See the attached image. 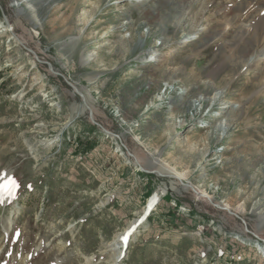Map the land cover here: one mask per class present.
I'll return each mask as SVG.
<instances>
[{
  "label": "rangeland",
  "instance_id": "obj_1",
  "mask_svg": "<svg viewBox=\"0 0 264 264\" xmlns=\"http://www.w3.org/2000/svg\"><path fill=\"white\" fill-rule=\"evenodd\" d=\"M0 6L21 42L84 92L95 120L146 169L156 158L184 172L264 240V0ZM92 125L0 14V177L15 184L0 193V264H264L263 244L238 218L171 189L168 173L137 170ZM86 141L92 149L77 151Z\"/></svg>",
  "mask_w": 264,
  "mask_h": 264
},
{
  "label": "water",
  "instance_id": "obj_2",
  "mask_svg": "<svg viewBox=\"0 0 264 264\" xmlns=\"http://www.w3.org/2000/svg\"><path fill=\"white\" fill-rule=\"evenodd\" d=\"M0 14H1V18H2V24L5 25V29L10 33V35L13 37V39H15V40L21 45V47H22L25 51H27L28 53H30V54L33 56V58H34V60H35L36 62L46 64L47 67H48V70H49L51 73H53V74H55V75H59V76H61V77L64 79V81L66 82V84L72 89L73 94H75V95H77V96L79 97V99H80V103H81V104L83 105V107H84V111L87 112L88 120H89L93 125H95L96 127H98V128L103 132L104 135H106V136H111V137L116 138V139L119 141L120 146L126 151L127 155H128L129 157H131V158L134 159V163H135V165H138V166H139V170H140L141 172L155 174V175H157V176H159V177H169V176H167V175L162 174L161 172H159V171H157V170H154V169H153V170H148V169H145V168L141 167V165L139 164V162H138V161L136 160V158L134 157L133 153H131V152L127 149V147L122 143V141H121L119 135H118V134H115V133H113V132H111V131H109V130H107L105 127H103L99 122H97V121L95 120L94 115H93V110H92L91 106L87 103L86 97H85L84 93L81 91V89H79V88L76 87L74 84H72L69 80H67V78H66L61 72H59V71H57L56 69H54V67L52 66L51 63H49V62H47V61H42V60H40V59L38 58L37 54L35 53V51H33L31 48L25 46V45L21 42V40H20V39H19V38L13 33L12 28H11V25H10L9 20H8V17H7L6 14L3 12L1 6H0ZM152 162H153V161H152ZM178 179H179V178H178ZM179 180H180V183H181V184H184V185H186L187 187H189L193 193H198V192H199L198 189H197L195 186H193L190 182H188V181L185 182V181H182L181 179H179ZM208 199H209V203H211V204L213 205V207H216L217 209H225V210H227L229 213H232L233 215H235L236 218H238V219L242 222V224H243L244 227H245V230H246L247 232H249L251 235H253V236H255L256 238H258L253 232L247 230L246 223H245L244 219H242L240 216H238L237 214H235L233 211H231V209H229V208L226 207L225 205H221V203H217V202H211L212 199H210V198H208ZM258 239H259V240L261 241V243L263 244V245L261 246V249H263V248H264V240H263V239H260V238H258Z\"/></svg>",
  "mask_w": 264,
  "mask_h": 264
},
{
  "label": "bare ground",
  "instance_id": "obj_3",
  "mask_svg": "<svg viewBox=\"0 0 264 264\" xmlns=\"http://www.w3.org/2000/svg\"><path fill=\"white\" fill-rule=\"evenodd\" d=\"M238 6H236V8H237ZM237 14H239V12L237 13ZM261 16H264V13H263V15H261L260 14V17ZM258 19H259V17H258ZM153 23V22H152ZM257 24L258 25H260V24H264V17L262 18L261 17V19H260V21H258L257 22ZM93 54H94V52L93 51H89V54H88V56H85V55H82V58H83V60H84V63H87L88 62V60L93 56ZM83 92V91H82ZM84 93V92H83ZM86 97V96H85ZM202 98H200V97H198V98H196V100H194V102H196V101H198V103L200 104V105H203L204 104V102L206 101V99L203 97V96H201ZM86 100H87V98H86ZM87 103H88V100H87ZM89 104V103H88ZM93 110V109H92ZM45 143V142H44ZM223 149V148H222ZM217 153H218V151H217ZM220 154V153H219ZM134 155V154H133ZM211 156V155H210ZM134 157L136 158V160L139 162V164L141 165V167H143V168H145L143 165H142V163H141V161H140V159L139 158H137L135 155H134ZM215 157V156H214ZM133 159V158H132ZM220 159V158H219ZM154 160H156L157 162H153L152 163V166L149 168V170H157L158 171V169H159V171H161V172H165V173H168V174H170L172 177H174V179L171 177L169 180V187L171 188V189H176V186L177 185H179L180 187H181V190L183 189L184 191H188V190H190L191 191V189L188 187H185V186H182L181 185V183H180V180L179 179H181L182 181H185L186 179H187V176H186V174L183 172H179V171H177L173 166H171V165H169L168 163H166V162H164V161H161V160H157L156 158H154ZM133 161H134V159H133ZM132 163V162H131ZM136 166V168H137V170H139V166L138 165H135ZM146 169V168H145ZM140 171V170H139ZM169 176V175H168ZM179 178V179H178ZM7 179H6V177H0V189H1V191H0V193L2 192V190H3V192H6L7 190H8V186H7ZM167 185H164V186H162V187H160L159 188V192L156 194L155 193V195L150 199V200H148V203H147V207H148V209H147V211L149 210V207L151 206V205H153L154 203H156L157 201H158V199H159V196L160 195H162V194H164L165 193V191H166V189H167ZM198 189V188H197ZM198 193H194V195H195V197L196 198H202V199H204L203 197H201V196H203L204 195V197L207 199V201L209 202V199L208 198H210L211 199V197L210 196H208L207 195V193L206 192H204V191H202V190H200V189H198ZM2 192V193H3ZM7 193V192H6ZM167 193V192H166ZM2 196V195H1ZM211 202H212V200H211ZM226 206H228L227 204H225ZM146 207V208H147ZM228 208L229 209H232V208H230L229 206H228ZM225 210V209H224ZM146 211V212H147ZM227 211V210H226ZM231 211H233V210H231ZM145 212V213H146ZM228 212V211H227ZM235 214H237L238 215V213L237 212H235V211H233ZM144 213V212H143ZM231 215H233L232 213H230ZM235 216V215H234ZM239 216V215H238ZM236 217V216H235ZM137 221L136 220H134L132 223H131V227L130 228H132L134 225H135V223H136ZM129 230V229H128ZM127 233V232H126ZM258 238H259V235L255 232L254 233ZM255 237V236H254ZM117 240L116 241H118V238H120V237H115ZM260 239H262V238H260ZM118 253H119V251H117V250H115L114 251V254H115V260L117 261V259H119V255H118Z\"/></svg>",
  "mask_w": 264,
  "mask_h": 264
},
{
  "label": "trees",
  "instance_id": "obj_4",
  "mask_svg": "<svg viewBox=\"0 0 264 264\" xmlns=\"http://www.w3.org/2000/svg\"><path fill=\"white\" fill-rule=\"evenodd\" d=\"M91 128L94 129V128H96V126H95V125H92ZM84 144H85V145H83V147H82V143H80V147H78L77 151L80 150L81 153H83V152L86 153L87 151H89V150L92 149L94 142H88V141H86ZM75 151H76V150H75ZM153 193H154V187H149V186H148V188H147V190H146V196H145V197L148 198V197H150ZM168 199L170 200L171 197L169 196L168 193H166V194L163 196V200L166 201V200H168ZM175 203H176L175 205L178 206L180 202H179V201H175Z\"/></svg>",
  "mask_w": 264,
  "mask_h": 264
},
{
  "label": "snow or ice",
  "instance_id": "obj_5",
  "mask_svg": "<svg viewBox=\"0 0 264 264\" xmlns=\"http://www.w3.org/2000/svg\"><path fill=\"white\" fill-rule=\"evenodd\" d=\"M14 188H15V184L13 183V184H12V188H11V189H8V191H9V192H11V191H12V189H14ZM123 239H125V240H126V239H127V236L123 237Z\"/></svg>",
  "mask_w": 264,
  "mask_h": 264
}]
</instances>
